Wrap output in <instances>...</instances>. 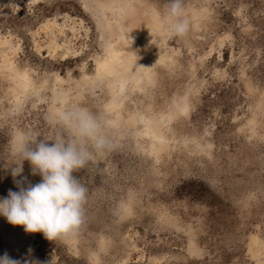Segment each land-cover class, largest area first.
I'll return each mask as SVG.
<instances>
[{"label": "rangeland", "instance_id": "374dc122", "mask_svg": "<svg viewBox=\"0 0 264 264\" xmlns=\"http://www.w3.org/2000/svg\"><path fill=\"white\" fill-rule=\"evenodd\" d=\"M126 1L0 0V197L17 190L3 167L13 138L54 135L66 108L92 111L116 144L75 174L88 190L75 236L49 241L0 216V256L264 264V0H184L191 31L172 39L168 0ZM110 43L142 65L113 92L97 66Z\"/></svg>", "mask_w": 264, "mask_h": 264}, {"label": "clouds", "instance_id": "9594fccd", "mask_svg": "<svg viewBox=\"0 0 264 264\" xmlns=\"http://www.w3.org/2000/svg\"><path fill=\"white\" fill-rule=\"evenodd\" d=\"M169 39L189 34L192 22L185 12L184 0H168L161 17ZM50 124L56 129L52 136L19 133L11 142L10 171L17 190L9 189L0 197V216L13 226H22L25 233H42L52 241L75 236L84 223L87 188L77 175L97 158L111 152L116 144L105 131L101 118L85 107L73 106L55 114ZM50 142V143H49ZM39 176L31 183L24 171ZM20 177V179H17ZM0 264H21L5 253ZM23 264H36L23 261Z\"/></svg>", "mask_w": 264, "mask_h": 264}, {"label": "bare ground", "instance_id": "6f19581e", "mask_svg": "<svg viewBox=\"0 0 264 264\" xmlns=\"http://www.w3.org/2000/svg\"><path fill=\"white\" fill-rule=\"evenodd\" d=\"M125 2L127 3L126 0H125ZM123 7H124V4L121 3L119 10L122 11ZM119 24H121V23L117 21V22H115L114 25L116 27H118ZM108 25H109V31L111 32L110 29L112 28L111 26L113 24L108 22ZM104 48H105V52H106L105 57L102 61H99L97 63V66L99 69L98 74L102 73V74H107L109 76L112 75L111 78H109L110 80L108 81V84L111 87V91H112V88H114L115 86H118L119 90H121L123 85H124V80L129 79V76H130V78L134 79V81L139 80L140 76L138 75L137 72L133 73V71L134 70L136 71V69L140 68L142 66L141 64L138 65L137 64L138 62H135L134 60H132L133 59V58H131L132 56L127 55L125 52H121V50H119L115 46H113V43L105 44ZM131 62H133L134 65H132ZM141 69L142 68H140L139 71ZM131 70H133V71H131ZM13 76L16 77L15 80H16L17 84L21 83L23 85V87L27 86L28 81H27L26 73H18L15 71V74H13ZM113 103H115V102H113ZM113 103L110 102L108 106L111 108V106L114 105ZM256 242H257V240L254 243H252V246H251V248L254 252L257 251Z\"/></svg>", "mask_w": 264, "mask_h": 264}]
</instances>
